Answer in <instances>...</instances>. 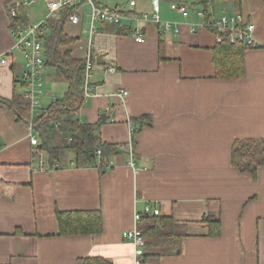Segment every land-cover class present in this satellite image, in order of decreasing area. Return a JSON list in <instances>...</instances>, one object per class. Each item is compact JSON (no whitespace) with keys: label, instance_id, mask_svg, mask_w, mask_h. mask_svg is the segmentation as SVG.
I'll list each match as a JSON object with an SVG mask.
<instances>
[{"label":"crops","instance_id":"obj_1","mask_svg":"<svg viewBox=\"0 0 264 264\" xmlns=\"http://www.w3.org/2000/svg\"><path fill=\"white\" fill-rule=\"evenodd\" d=\"M14 1L0 0V55L14 44L7 17V4ZM55 1L33 0L26 8L30 23L44 18L31 7L38 4L47 14V5ZM94 1L135 14L151 10L150 0H136L132 9L126 2ZM236 1L239 10L232 9L230 0L214 2L213 7L219 15L242 13L254 25L258 47L245 51L246 74L238 80L213 77L214 37L209 32L189 34L181 25L178 35H164V60H159L157 27L148 33L144 24L143 42L137 43L128 35L104 31L109 24L98 25L93 53L107 64L94 62L93 96L84 101L78 117L83 123H100L102 143L122 145L130 140L128 122L150 116L152 126L135 138V168L128 165L124 152L111 156L102 170L67 164L73 160L71 154L63 169L47 170L44 164V170H35L29 113L26 121L0 105V264H76L81 258L134 264L133 245L122 233L134 227V213H142L146 206L187 226L181 250L159 264H264V166L252 178L230 161L235 140L264 139V0ZM160 16L183 22L177 13L161 7ZM72 36L75 42L60 51L84 59L88 38L79 41L78 34ZM107 66L115 72L107 73ZM16 71L21 76L19 55L0 64L1 98L21 93ZM42 76L47 92L42 104L48 107V94L59 99L56 89L64 94L67 84L52 67L44 65ZM51 81L58 83L47 86ZM101 114L110 119L102 122ZM37 117L34 113L33 119ZM65 211H99L102 232L58 236L55 214ZM208 216L220 221L219 237L208 235L203 222Z\"/></svg>","mask_w":264,"mask_h":264},{"label":"trees","instance_id":"obj_2","mask_svg":"<svg viewBox=\"0 0 264 264\" xmlns=\"http://www.w3.org/2000/svg\"><path fill=\"white\" fill-rule=\"evenodd\" d=\"M17 1V0H16ZM160 3L183 2L188 8L201 9L205 18H208L206 1L214 2L225 0H159ZM232 9L239 10V3L230 0ZM10 3V2H9ZM8 3V4H9ZM214 8V7H213ZM76 13V6L59 10L54 18H49L44 24L45 36L43 39L44 65L52 67L56 76L62 78L67 89L61 98L50 103L44 114L34 119V130L39 141L38 150L46 153V163L49 168L59 169L66 165L65 158L71 154L75 167H93L99 170L111 156L121 153L128 156V144L114 145L102 143L100 139V123L87 124L80 121L78 112L85 99L83 96V82L85 59H73L69 50L61 52V48H68L75 39L64 33V25L69 17ZM127 15H134L132 11H125ZM8 29L27 27L30 20L26 8L19 6L15 17L10 16L7 10ZM108 33L118 36L130 35L131 26L106 25ZM158 31V58L162 57L165 44L164 34ZM248 49L240 43L229 42V36L222 35L220 43H214L211 48V64L213 77L219 80H238L245 77L244 53ZM95 62V56L92 58ZM94 65V64H93ZM20 83V82H19ZM0 105L10 107L17 116L27 121L28 112L24 110L26 102L21 93L14 91L11 99L0 97ZM132 133L130 134L131 148L135 144L136 135L145 127H151L153 120L150 116H141L130 120ZM122 146V147H120ZM97 151L100 153L97 154ZM231 165L241 173H247L255 178L257 169L264 166V139L235 140L230 151ZM137 228L143 234L145 243L142 264H159L165 257L175 256L181 250L182 241L188 237L187 226L169 216H155L141 213ZM58 236H94L102 232V215L99 211H65L55 214ZM210 237H219L221 223L218 219L208 216L203 219ZM76 264H112L102 258H81Z\"/></svg>","mask_w":264,"mask_h":264},{"label":"built area","instance_id":"obj_3","mask_svg":"<svg viewBox=\"0 0 264 264\" xmlns=\"http://www.w3.org/2000/svg\"><path fill=\"white\" fill-rule=\"evenodd\" d=\"M152 7V14L149 17L146 14H134L127 15L125 11L107 9L98 6L94 0H58L47 5V14L39 23H30L27 27L11 28L10 33L13 37L14 44L10 50L0 55V64L4 65L9 59H14L15 55H19L22 58V75L20 82L21 95L26 102L24 110L29 115L28 123V138L29 143L33 146L31 152L32 155L38 156V164L35 170H44L45 166L40 158L41 152L38 150L39 141L36 135L31 132L34 130L33 115L37 113V116L46 112L47 107L42 104L43 98L47 95L45 90V81L42 76V68L44 66V49L43 39L45 36L44 24L47 19L57 16L59 10L63 8H71L72 6L87 5L90 8L88 14V40L85 51V69H84V82H83V96L87 100L93 96V88L90 83L91 72L93 68L92 58L95 56L93 53L92 36L98 31V25H124L129 24L130 37H132L137 43L143 42V25L147 23L154 24L157 30L162 32L165 36L168 34L178 35L180 33L181 25L187 27L189 34H196L200 31H207L214 37V43L221 42V36H229V42L240 43L246 48H257L258 43L254 39V25L246 22L242 13H233L230 15L221 14L215 15V11L211 1H206L205 5L208 8V18H205V14L201 9L188 8L183 2H170L168 4L171 12L177 13L183 22L178 21H166L162 20L160 16V1L150 0ZM33 3V0H17L7 4V10L10 16L15 17L16 9L19 6L28 8ZM136 0H130L128 2L129 8L135 6ZM196 18V21H191V18ZM80 16L72 14L68 22L72 25L80 23ZM105 71L107 73H114L115 68L113 66H107ZM121 95H126V91H121ZM50 102H54L57 97L54 93L48 94ZM129 136L132 133V124L128 122ZM122 147V146H120ZM128 149V165L131 168H135L133 161V149L131 148L130 140L127 145ZM100 152L97 151V154ZM142 213H149L157 216L159 214L156 208L146 206ZM141 213H134V227L130 230L122 233V238L125 241L130 242L133 245V261L134 264H142L141 259L144 254V240L142 232L137 228L141 219Z\"/></svg>","mask_w":264,"mask_h":264},{"label":"rangeland","instance_id":"obj_4","mask_svg":"<svg viewBox=\"0 0 264 264\" xmlns=\"http://www.w3.org/2000/svg\"><path fill=\"white\" fill-rule=\"evenodd\" d=\"M117 2H122V3H125L126 2V4L125 5H128V2H129V0H111L110 1V4L111 3H113V4H115L116 5V3ZM122 3H121V5H122ZM129 6V5H128ZM160 7H161V9L163 8V9H165V11H167V12H171L170 10H169V6L167 5V4H165V3H161V5H160ZM35 9H38L39 11H40V15H42V16H45L46 15V10L44 9V7H42V6H40V7H38V4L37 5H35V6H33V7H31V10H34L35 11ZM150 9L151 10H149V11H147V12H143L142 14H146V15H148L149 17H151V14H152V7L150 6ZM89 12H90V8H89V6H87V5H82L81 7H79L78 9H77V11H76V13L80 16V18H81V24L78 26V27H75V26H73V25H71L69 22L68 23H66L65 24V29H67L66 30V32H65V34H68L70 37H74V36H72L73 34H78V37L77 38H79V41L80 40H83L84 38H88V35L89 34H87L88 33V25H87V23H88V18H87V14H89ZM43 13V14H42ZM216 16H219V14H215ZM43 18V17H42ZM41 18V19H42ZM83 19V20H82ZM163 19V18H162ZM154 28H153V27ZM146 27H147V29H148V33H150V31L153 29H155L156 28V26L154 25V24H146ZM205 32H207V31H205ZM94 36V35H93ZM92 36V37H93ZM76 38V37H75ZM73 52H74V50H73ZM93 64H94V62H93ZM48 74H50V73H48ZM21 75H22V73H21ZM17 76H19V77H21L20 76V72H17L16 71V77ZM21 80V79H20ZM44 81H45V83H46V80H45V78H44ZM56 82L58 83V81H54V82H47V86H55L56 85ZM54 85H53V84ZM18 91H19V89H18ZM56 92H57V95L61 98L62 97V92H60V90L58 91V89H56ZM34 135H36L35 134V131H34V133H33ZM37 136V135H36ZM40 158L42 159V161H43V163L44 164H46V166H47V161H46V158H47V155H46V153H42L41 154V156H40ZM32 164H35V167L37 166V164H38V156L37 157H35L33 160H32ZM34 167V168H35ZM59 169H63V168H59ZM47 170H49V168H48V166H47Z\"/></svg>","mask_w":264,"mask_h":264},{"label":"water","instance_id":"obj_5","mask_svg":"<svg viewBox=\"0 0 264 264\" xmlns=\"http://www.w3.org/2000/svg\"><path fill=\"white\" fill-rule=\"evenodd\" d=\"M95 62H96V64H98V65H106L107 63L102 59V56L101 55H98V56H96V58H95ZM108 119H110V117L109 116H107L106 114H101V116H100V120L102 121V122H105L106 120H108ZM179 252V251H178ZM177 252V253H178Z\"/></svg>","mask_w":264,"mask_h":264}]
</instances>
